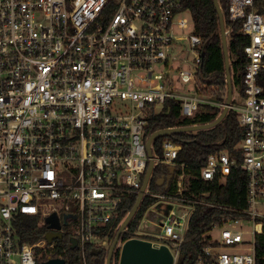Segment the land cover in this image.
<instances>
[{
	"label": "built area",
	"instance_id": "obj_1",
	"mask_svg": "<svg viewBox=\"0 0 264 264\" xmlns=\"http://www.w3.org/2000/svg\"><path fill=\"white\" fill-rule=\"evenodd\" d=\"M184 11L181 0H0V264H37L50 253L56 238L21 240L16 224L22 214L37 217L46 232L62 235V226L47 228L52 213L60 225L70 215L66 232L86 264L88 248L108 246L150 159L152 172L159 164L180 169L171 193L149 188L151 172L142 196L155 198L145 214L159 227L147 240L175 242L168 245L175 262L187 213L177 216L173 204L165 210L162 203L192 211L194 204L182 196L181 144L168 136L177 132L147 131L167 100L186 117L200 103L235 111L242 138L232 152L209 154L200 177L224 182L233 169L243 170L245 208L213 225L217 232L194 264H256L255 235L264 223V0L228 3V19L248 39L239 104L201 95V38L175 32L188 27ZM183 38L195 54L190 62L175 54Z\"/></svg>",
	"mask_w": 264,
	"mask_h": 264
},
{
	"label": "trees",
	"instance_id": "obj_2",
	"mask_svg": "<svg viewBox=\"0 0 264 264\" xmlns=\"http://www.w3.org/2000/svg\"><path fill=\"white\" fill-rule=\"evenodd\" d=\"M224 16V22L229 28L227 37L228 58L230 61V73L232 85L242 89L243 67L245 63L244 47L248 42L246 36L241 33L238 22H232L227 17L229 0H217ZM182 9H188L191 14L193 32L201 38V60L197 68L195 79L201 95L213 101L225 102L227 97L224 55L221 44L219 16L213 0H181ZM222 112V108L216 105L200 103L197 110L190 117L183 116L179 104L167 100L163 110L153 114L148 120L147 131L149 134L165 128H181L192 125H202L213 122ZM169 137L176 139L181 144V149L176 158L177 164H183V191L182 196L187 202L194 204L183 241L178 245L175 264H194L202 254L203 248L209 243L207 233L214 224H218L223 218L242 216L245 208L246 176L243 170L235 168L226 176L224 182L215 179L203 180L200 177V169L206 162L209 154L220 149L232 152L236 144L243 136L236 120L235 111L228 109L220 122L212 127L196 131L177 132ZM163 136L155 139V148L160 153V144ZM169 176V166L159 164L155 166L149 183V188L155 191L171 193L175 188ZM164 179L161 186L157 185ZM137 195H130L121 205L120 216L109 232L107 247H100V252L91 254L92 247L86 250V264H105L106 255L112 243L120 223L132 209ZM155 202V198L146 196L139 204L133 218L121 234L120 241H125L137 233V226L145 212ZM17 233L21 240L33 242L43 238L46 232L45 225H39L37 217L20 215L16 224ZM144 239H151V236ZM70 236L62 235L56 238V245L50 253H45L37 264L50 258L59 257L65 260V264H82L79 250L70 247ZM170 247L176 243L168 241ZM119 247L114 252L115 264L119 259ZM256 264H264V223L262 231L255 235Z\"/></svg>",
	"mask_w": 264,
	"mask_h": 264
},
{
	"label": "water",
	"instance_id": "obj_3",
	"mask_svg": "<svg viewBox=\"0 0 264 264\" xmlns=\"http://www.w3.org/2000/svg\"><path fill=\"white\" fill-rule=\"evenodd\" d=\"M213 2L218 11V16H219L220 36H221V44L224 55L226 87H227V97L225 103L226 105H228L230 103V99L232 95V78L230 73V62L228 58L225 22L218 1L213 0ZM226 112H227V107H224L220 115L211 123L202 124V125H192L189 127H181V128H165L156 131V133L160 131L166 133H174V132L196 131L200 129H206L220 122L221 119L225 116ZM148 155L151 157L150 152H148ZM152 164L153 162L150 159L141 187L137 193L136 201L130 212L126 215V217L119 225L117 233L108 249L105 259V264L112 263L114 252L118 248V243L120 242L121 234L124 232L126 226L133 218L135 212L139 207V204L143 196V192L146 188V185L150 178V174L152 172V167H153ZM173 171H174V167L170 166L168 179L172 176ZM163 181L164 179H161L159 182H157V185L161 186L163 184ZM69 217L70 215H64L63 217L64 222H66ZM45 222L47 224V228L49 229H56V230L60 229L61 225L55 213H52L50 216L46 217ZM143 235L144 234L138 233V237L128 238L120 244L119 259L117 264H175L174 255L168 245L164 243L156 245L151 241L142 238ZM59 237H61V233L58 231L56 232L49 230L45 233V238L47 239L48 242L52 241L53 238H59ZM75 246H76L75 239L70 238V247L75 248ZM100 251L101 249L92 248L90 252L91 254H96ZM40 264H65V260L60 257H54V258H48L47 260L42 261Z\"/></svg>",
	"mask_w": 264,
	"mask_h": 264
},
{
	"label": "rangeland",
	"instance_id": "obj_4",
	"mask_svg": "<svg viewBox=\"0 0 264 264\" xmlns=\"http://www.w3.org/2000/svg\"><path fill=\"white\" fill-rule=\"evenodd\" d=\"M183 16L187 18L188 27L184 28V29L175 28V32H176V34L181 35L182 37H185V36H188L191 32H193V24H192L191 14H190V11L188 9H185V11L183 12ZM227 37H228V35H227ZM180 43H181V45L175 49V51H176L175 54L179 58H183L187 62H190L195 56L194 52L191 50L190 43L188 42L187 39H184V38L182 40H180ZM227 43H228V39H227ZM189 85H191V83L186 84V86H189ZM237 90H238L237 86L233 85V95H232V99L231 100H232L233 103L239 104L240 103V99H238V97H237ZM208 99L209 98H207L206 100H208ZM209 100H211V99H209ZM162 205H163L165 210H168L171 207L170 205H172L173 206V210H174V212H175V214L177 216L182 215L184 212L187 213V217H185V221H186V225H187L189 214L192 211V205L179 204L178 202H176V201L173 202L171 200L170 201H163ZM148 218L149 217H148V215L146 213L142 217L140 225L137 228V232L138 233L146 235L145 238H148V234L152 235V233L157 232L159 230V227L155 226V225H152L149 222ZM215 230L216 229H214L212 231L210 230L207 233V235L216 234L217 231L215 232ZM118 247H120V242L118 243ZM173 252H174V254H176L175 250ZM176 259H177V257H176ZM176 259H175V263H176ZM111 264H115L114 258L112 259V263Z\"/></svg>",
	"mask_w": 264,
	"mask_h": 264
},
{
	"label": "flooded vegetation",
	"instance_id": "obj_5",
	"mask_svg": "<svg viewBox=\"0 0 264 264\" xmlns=\"http://www.w3.org/2000/svg\"><path fill=\"white\" fill-rule=\"evenodd\" d=\"M65 223L63 222V224L61 223V226H62V228L64 229V231L62 232V235H67V232H66V230H67V226L66 225H64ZM62 235H61V237H62Z\"/></svg>",
	"mask_w": 264,
	"mask_h": 264
},
{
	"label": "crops",
	"instance_id": "obj_6",
	"mask_svg": "<svg viewBox=\"0 0 264 264\" xmlns=\"http://www.w3.org/2000/svg\"><path fill=\"white\" fill-rule=\"evenodd\" d=\"M226 37H227V35H226ZM232 89H233V85H232ZM232 96V95H231ZM231 100V99H230Z\"/></svg>",
	"mask_w": 264,
	"mask_h": 264
}]
</instances>
